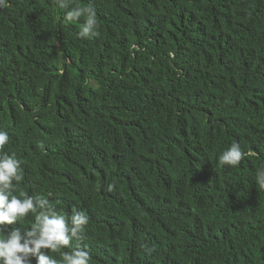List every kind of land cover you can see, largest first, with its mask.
<instances>
[{
	"label": "trees",
	"instance_id": "obj_1",
	"mask_svg": "<svg viewBox=\"0 0 264 264\" xmlns=\"http://www.w3.org/2000/svg\"><path fill=\"white\" fill-rule=\"evenodd\" d=\"M74 4L99 36L79 38L86 16L57 0L0 9L19 190L86 212L90 264H264V0ZM233 142L244 159L220 165Z\"/></svg>",
	"mask_w": 264,
	"mask_h": 264
},
{
	"label": "clouds",
	"instance_id": "obj_2",
	"mask_svg": "<svg viewBox=\"0 0 264 264\" xmlns=\"http://www.w3.org/2000/svg\"><path fill=\"white\" fill-rule=\"evenodd\" d=\"M7 3L8 0H0V9L7 7ZM57 3L62 9H67L64 14L66 21H78L86 16L77 33L79 38L100 35L97 16L92 8L80 7L74 4V0H57ZM21 105L26 109L24 104ZM9 139V133L0 130V264H32L33 258L35 264H90V252L82 246L89 216L75 208L68 215L57 210L48 198L19 190L24 175L16 154L4 151ZM245 155L240 143L233 142L220 153L218 163L236 167ZM256 180L259 187L264 188V170L257 171ZM30 214L34 217L30 227L23 230L20 227L7 228L18 221L21 223ZM64 248L71 250L62 252L59 259L49 254Z\"/></svg>",
	"mask_w": 264,
	"mask_h": 264
}]
</instances>
